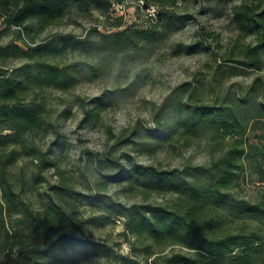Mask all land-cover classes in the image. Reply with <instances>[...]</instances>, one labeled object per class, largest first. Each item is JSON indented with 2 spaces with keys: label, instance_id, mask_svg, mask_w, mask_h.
<instances>
[{
  "label": "trees",
  "instance_id": "obj_1",
  "mask_svg": "<svg viewBox=\"0 0 264 264\" xmlns=\"http://www.w3.org/2000/svg\"><path fill=\"white\" fill-rule=\"evenodd\" d=\"M122 1L0 0L1 32L12 30L9 39L0 43V264H81L86 256L88 224L110 223L115 218L123 220L121 236L127 240L130 234L142 246L146 256L143 264L264 262V198L250 201L231 192L245 162L257 154L252 152L257 143L249 141L245 131L257 126L255 120H260L264 129V103L252 100L250 104L248 96L235 103L191 106L183 103L180 88L174 90L164 104L172 105L179 114L177 124L183 126L184 134H195L199 126L209 125L220 154L207 165L163 168L134 163L123 169L108 158L92 154L89 159L97 169H118V173L96 181L87 195L86 203L97 214L79 221L68 211L64 196L70 183L60 169L59 157L44 150L34 135L50 122L46 104L38 95L47 88L66 90L79 79L80 69L60 62L78 41L72 42L67 35L38 41L32 25L41 32L75 6H93L105 14L112 2ZM232 19L244 34L240 36L252 35L255 43H244L239 57L229 53L228 60L259 68L264 17L251 5L241 3ZM113 24L117 29L104 35L112 36L114 47L125 44L129 37L147 39L156 34L153 26L131 27L122 16L115 17ZM15 60L23 61L14 65L11 61ZM161 128L158 122L156 129ZM23 157L34 163L33 185L39 184L49 168L61 176L37 207L24 195L29 181L21 174L15 177L11 169ZM259 168V181H264V162ZM110 180L126 181L129 189L139 188L145 197L153 192L175 197L166 203H127L107 192ZM229 220L237 221L234 230L226 224ZM114 258L121 264H133L122 255Z\"/></svg>",
  "mask_w": 264,
  "mask_h": 264
},
{
  "label": "rangeland",
  "instance_id": "obj_2",
  "mask_svg": "<svg viewBox=\"0 0 264 264\" xmlns=\"http://www.w3.org/2000/svg\"><path fill=\"white\" fill-rule=\"evenodd\" d=\"M170 2H112L105 14L93 6H75L41 32L32 25L38 41L66 35L72 42L78 41L60 62L80 69L79 79L66 90L47 88L38 95L46 104L50 122L34 137L44 150L59 157L60 169L70 183L69 194L64 196L67 209L79 221L98 213L86 203L95 182L118 173V169H97L89 159L92 154L112 160L120 169L134 163L163 168L207 165L220 154L222 150L218 140L212 138L209 125L199 126L195 134H184L183 126L177 124L179 114L172 105L164 104L174 90L180 88L183 103L191 106L235 103L244 96L250 104L252 100L264 103V51L259 68L228 60L230 54L239 57L244 43H255L252 35L240 36L244 34L232 19L235 8L247 3L264 17V0ZM117 16L131 27L153 26L156 34L147 39L129 37L125 44L114 47L112 36L104 34L117 29L113 24ZM11 31L0 33V43L9 39ZM22 61L11 63L19 65ZM255 121L257 126L248 128L245 136L257 143L252 149L257 154L245 162L231 189L235 196L250 201L264 198V188L259 184V165L264 162V136L260 135L264 129L260 120ZM158 122L162 123L160 130L156 129ZM11 169L15 177L21 174L29 181L24 195L35 207L46 197L50 185L61 179L60 173L49 168L39 184L33 185L34 163L27 157ZM127 185L126 181L110 180L107 192L127 203H166L175 197L168 192L145 197L139 188L129 189ZM236 222L229 220L226 224L234 230ZM123 228L119 218L95 226L88 224L86 256L80 263L121 264L114 255H122L133 264H143L146 256L142 246L130 234L125 240L120 234Z\"/></svg>",
  "mask_w": 264,
  "mask_h": 264
},
{
  "label": "built area",
  "instance_id": "obj_3",
  "mask_svg": "<svg viewBox=\"0 0 264 264\" xmlns=\"http://www.w3.org/2000/svg\"><path fill=\"white\" fill-rule=\"evenodd\" d=\"M259 184L261 185L262 188H264V181H259Z\"/></svg>",
  "mask_w": 264,
  "mask_h": 264
}]
</instances>
